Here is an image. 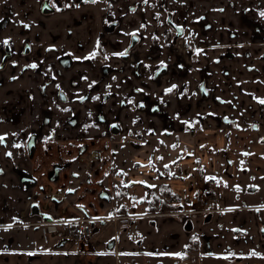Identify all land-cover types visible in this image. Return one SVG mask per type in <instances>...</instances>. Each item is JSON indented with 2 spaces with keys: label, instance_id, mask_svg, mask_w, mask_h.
<instances>
[{
  "label": "flooded vegetation",
  "instance_id": "obj_1",
  "mask_svg": "<svg viewBox=\"0 0 264 264\" xmlns=\"http://www.w3.org/2000/svg\"><path fill=\"white\" fill-rule=\"evenodd\" d=\"M22 1L26 0H20L21 3ZM114 1L116 0H40L36 4L37 8L29 7L22 12V8L14 6V0L8 8H0V136L4 137L3 143H0V264H200L202 261L197 259H217V264H239L244 261L264 264V105L259 103L260 99H264V16L261 15L264 12V0H258L254 17L248 14L244 17L245 23L253 28L252 35L258 43L255 59L257 63L247 67L254 68L259 73V82H263L262 89L257 93L242 91L240 103L220 94L216 95L213 98L216 112L200 114L193 122L185 124L182 132L173 131L168 127L169 124L159 131L154 126L143 130L140 127L144 120L142 115L132 120L130 125L118 117L109 119L101 107L104 96L93 91L95 86L88 74L81 67H75L77 62L74 54L63 49L66 39L61 34L57 36L51 33L52 41L44 43L46 39L39 22L45 23V16H54V24L62 26L67 22L64 16L70 10L100 3H105L106 9H112ZM92 14L93 12H87L81 16L92 17ZM113 14L111 11L112 17L106 19L100 38L96 40L92 52L96 55L88 60L92 66L102 62L100 64L106 73L110 70V60L114 55L108 48L116 46L105 37V34L113 32L118 25ZM82 17L75 19L74 23L81 26ZM167 22V38L171 40L172 46L191 50L194 59L197 49L205 52L208 47L212 49L223 46L222 38L213 42L198 39L197 32L174 21L170 11L167 12ZM201 24L205 29L212 28V24L204 18L201 19ZM180 30L182 34L178 35ZM6 32L11 34L10 37H4ZM71 33L72 28H68L65 35ZM134 38L136 41L133 43ZM6 39L9 41L7 45L2 43ZM139 40L138 34L132 35L127 46L119 52L126 51L127 54L117 56L137 65L139 60L132 58L136 56L132 51ZM57 43L62 46L60 51L56 49ZM234 45L236 44L226 45L224 59L236 58L232 48ZM219 60L214 61L218 63ZM32 64L36 67H29ZM72 68L74 69L71 71ZM168 70V64H158L153 76L159 77ZM222 72L228 74L229 69L224 68ZM209 73L206 70L196 88L185 89L180 97L194 98L193 100L200 102L214 94L217 86L208 85ZM137 90L135 88L134 93L127 98L130 109L147 114L164 113L160 102L152 101L148 96L137 99ZM176 92L177 88H173L166 93L170 95ZM125 100L120 102L124 107L127 105ZM205 118H214L217 126L218 123L223 124L219 127H247L256 133L260 148L258 160L262 162L263 170L259 173V169L252 168L244 159L245 165L241 173L242 176H256L255 184L246 183L244 189L248 194H257L261 199L260 203H224L225 185H230V182L226 176L212 172L209 177L216 179H207L205 185L198 186L193 199L188 200L195 208L199 207V199L203 195H212L217 187L222 190V197L212 202L210 211L194 210L192 213L188 212L190 215H182L186 201L182 200L183 196L176 188L180 181H175L182 175L169 169L170 166L164 167L169 164L164 159L165 152L161 150L163 145L165 149L174 151L181 147V143L188 144L186 139L194 135L197 124H202ZM77 127H81V130L76 134ZM88 128L102 132L101 147L96 146L97 143L93 140H86ZM181 133L186 135L182 137ZM71 135L79 140L78 155L71 158L59 157L52 161L49 167H45L41 177L38 172L43 167L44 157L53 154L54 142L65 140ZM167 138L171 140L168 142ZM17 144L20 147H14ZM148 148L152 149L147 158L130 159V151L146 152ZM246 150H243L244 154ZM105 151L106 155L103 153ZM9 152L11 156L7 155ZM158 152L162 153L158 156V162L164 168L161 171L152 164L153 159H150ZM39 153L40 159L37 156ZM247 156L244 155L243 158ZM160 157L163 159H159ZM176 160L175 157L172 161ZM202 161V157L196 156V168L199 171H203ZM72 166L79 168L80 172L70 171ZM191 166L186 174L190 176V180H193L192 177L195 180V167L192 163ZM103 167H107V175L101 174ZM141 167L159 170L158 176L165 179L155 188L148 187L153 183L139 180L145 182L143 189L150 192L160 188L169 192V197L168 193H164L165 197H160L162 204L169 203L177 207L176 211L162 212L159 215L180 219L184 229L191 233L184 249L176 251L170 245L166 252L156 251L157 257L154 260L148 248H120V245L125 244L122 234L131 242L142 246L143 236L136 227L140 219L146 217L150 225H157L158 214L145 209L134 212L126 203L128 201H123L128 196L135 198L136 195L132 186L133 177L127 173ZM68 177L80 181L78 185L83 186L86 194L81 196L82 203L74 200L77 189L71 187L73 183L61 182L62 178ZM235 185L237 183L231 182L230 187ZM118 192L121 194L117 195ZM87 195L89 199L86 205L84 199ZM139 198L138 202H144L146 208L147 200L141 196ZM189 220L193 227L187 230L185 224ZM78 222L83 224V242L87 244H77L76 236L69 235L65 230L67 226ZM108 222L115 226V231L99 245V235ZM178 235L179 231L171 233L173 238ZM253 252L257 255H252ZM174 253L182 255H170Z\"/></svg>",
  "mask_w": 264,
  "mask_h": 264
},
{
  "label": "crops",
  "instance_id": "obj_2",
  "mask_svg": "<svg viewBox=\"0 0 264 264\" xmlns=\"http://www.w3.org/2000/svg\"><path fill=\"white\" fill-rule=\"evenodd\" d=\"M13 1L0 0V8H8L7 6ZM39 1L26 0L21 3L20 0H15L14 6L22 8L23 12L29 7L35 6L37 8L36 4ZM114 2L112 9H106L105 3H100L97 5L87 4L84 8L70 10L65 14L64 17L67 22L62 26L55 25V17L50 15L44 17L45 23L39 22L41 24L40 30L44 34V39H46L44 43L52 41V34L57 36L61 34L66 39V45L63 49L74 54L77 62L75 67H81L88 74V78L95 86L93 91L102 97L104 96L101 107L109 119L118 117L125 121V124L130 125L132 120L142 115L144 120L143 125L140 127L143 130L154 126L156 127L155 130L159 131L166 124H169L168 127L173 131L182 132L185 124H190L200 114L206 112L208 115L215 111L213 98L216 95L220 94L224 98L240 103L243 96L242 91L257 93L262 89L261 84L263 82H259V73L256 72V69L247 67L257 63L255 59H257L256 48L258 43L253 38V28L244 21L247 14L251 17L255 16L254 8H257L258 0H148L147 4L144 3V0H116ZM111 11L114 12L113 15L118 20V25L115 26L113 32L105 34L106 38L116 44V46L108 48L111 49V53L114 55L110 60V70L106 73L100 64L102 62L92 66L88 61L89 59L83 60V58L90 56L94 51L96 40L100 38L104 22L108 17H112L110 15ZM168 11L172 14L174 21L185 28L196 31L198 39L213 42L218 38H222L223 46L212 49L208 47L205 52L197 53L195 59L191 50L172 46L171 40L167 38ZM87 12H93L92 17L81 16ZM81 17L83 22L81 26H78L74 23V20ZM203 18L206 22L209 21L212 24V28H203L201 24ZM68 28H72V33L65 35ZM132 33L138 34L140 39L132 51L136 54L132 58H137L139 65H134L131 61L122 60L117 56V53L129 43ZM10 35L6 32L4 37H10ZM231 43L236 44L232 47L236 53V58L224 59L225 47ZM56 49L60 51L62 46L57 43ZM216 59H220L218 63H215L214 60ZM161 63L168 64L169 70L163 75H159V77H154V70ZM224 68L229 69L228 74L222 72ZM206 70L210 72L207 77L208 85L217 86L216 92L200 102L196 99L193 100L194 98H181V93L185 89L192 90L196 88L195 86L203 78V73ZM173 85H176L177 92L167 94L166 89ZM135 88L140 90L135 95L137 99L148 96L152 101L160 102L164 113L147 114V112L130 109L127 98L134 93ZM234 93L237 95L234 96ZM106 94H109L108 97H105ZM123 99H126L125 102L127 101L125 107L120 103ZM206 121L205 118L203 122ZM218 124L219 126L223 125ZM80 130L81 127L75 128V133H79ZM134 130H137V127H134ZM101 133L98 129L88 128L86 140H93L97 143L96 146L101 147L103 141L100 138ZM78 144L79 140L72 135L66 137L65 140L54 142L53 154L44 157L45 162L38 174L42 177L45 167H49L52 161L59 159V157L71 158L77 156ZM103 153L106 155L107 151ZM40 154L37 155L38 159L41 157ZM72 170L80 172V169L74 166L70 168V171ZM107 172V167H103L101 174L104 175ZM178 174L182 177L180 179L176 178L175 181L177 182L191 179L186 172L178 171ZM132 179L134 182L143 180L141 178L135 179V177ZM192 179L194 180V177ZM163 180L165 179L161 178L158 183L153 184L156 187ZM170 181L174 182V180ZM61 182H72L71 187L77 189L74 200L82 203L81 196L86 192H84L83 186L78 185L80 181L68 177L62 178ZM137 185L145 184L133 183L132 186L136 187ZM90 198L94 199V196ZM87 199H89L88 195L84 199L85 204ZM141 204L144 205V202ZM91 209L94 210V207ZM156 221L157 225L153 227L149 224L148 219L144 217L137 224L136 227L143 236L142 246L136 245L128 240L129 238L125 234H122V241L125 244L120 245V248H148L149 252L152 253V260L157 257L155 256L156 251L166 252L170 249V245L174 246L173 249L176 251L184 249L188 240L187 237L191 233L184 229L183 222L180 219L175 220L170 216L162 215H157ZM174 231H179L176 238L171 236Z\"/></svg>",
  "mask_w": 264,
  "mask_h": 264
},
{
  "label": "rangeland",
  "instance_id": "obj_3",
  "mask_svg": "<svg viewBox=\"0 0 264 264\" xmlns=\"http://www.w3.org/2000/svg\"><path fill=\"white\" fill-rule=\"evenodd\" d=\"M215 119L211 118L210 120H207L206 122L198 123L197 127L194 129V135H190V139H186V142L188 144L184 145V143H181V147L177 150H170L165 149L164 145L162 146V150L166 154L164 156V159L167 160L169 164V169L175 170V171H181L186 172L187 169L189 170L192 165H194L195 169L194 172L196 173L195 180H180L178 184H176V188L178 191L183 195V201H186L184 204V207L182 210L184 213L182 215H190L188 212H193L194 210H199L201 208L202 199L203 196L199 199V207L195 208V205H192L188 198L193 199V196H195V191L198 189V186L205 185V182L207 181V177H209V173H216L218 175L226 176L229 180V184L231 185V182L237 183V185L230 187V185H227L225 187V198H223V202H233V203H239V204H250V203H260L261 199L258 198V195L255 193L248 194V192L244 189V184L246 183H254L256 181L255 178L248 177V176H242V167L246 164H251V167L254 169H259V173L262 168V162L258 160V152L260 150L259 143L256 140V133L252 131L251 128L247 127H219L214 124ZM162 135V134H161ZM182 137L186 135V133L180 134ZM164 136V135H162ZM168 142L171 140L167 138ZM156 148L158 146L156 145ZM152 149V148H151ZM151 149H147L146 152L143 151H130L129 157L132 160L135 159H144L147 158L146 156L150 152ZM244 149H247L245 152L247 153V157L243 158ZM169 152V153H167ZM140 155V157L138 155ZM162 154L161 152H158L157 155L150 157V159H153L152 164H155V166H158L160 171L163 168L161 164L158 162V156ZM169 154V155H167ZM196 156L202 157L204 162V167L202 168L203 171H199V169L196 168ZM177 158L176 163L173 164L172 160L173 158ZM231 161V162H230ZM153 168L150 167H141V168H134L127 173L130 177H135V179H143L144 181H147L149 183H158V180L161 179L160 176H158L159 170L153 171ZM257 174V173H256ZM126 177H129L127 176ZM152 175V176H151ZM260 178V177H259ZM198 183V184H197ZM236 186H239V190H237ZM144 185H137L133 188V190L136 192L135 199L134 197L128 196L127 198H124L123 201L126 202L131 209L134 212H140L144 211H152L156 215L162 212H172L176 211L177 207L175 205H171L168 203L167 200H165L168 204L163 205L162 199H160L161 196H164L168 193V197L170 195L169 192L164 191L160 188L151 190L148 192V190L145 191ZM250 193V192H249ZM145 194V195H144ZM144 195V196H143ZM145 198L147 201L146 208H144V205L141 204L139 197ZM200 196V194L198 195ZM230 199V200H229ZM115 226L108 222V225L99 235V245H102L105 238L108 237V235L111 232L115 231ZM197 261H202L204 264H217V259H197ZM202 262H199L200 264H203ZM239 264H253L249 263V261H244L243 263Z\"/></svg>",
  "mask_w": 264,
  "mask_h": 264
},
{
  "label": "built area",
  "instance_id": "obj_4",
  "mask_svg": "<svg viewBox=\"0 0 264 264\" xmlns=\"http://www.w3.org/2000/svg\"><path fill=\"white\" fill-rule=\"evenodd\" d=\"M222 197V190L219 189V187L214 190L212 195H204L202 199V204L200 211L201 212H206L210 211L211 209V204L213 201H217ZM69 235H75L76 236V241L77 244L81 245L83 243L87 244L85 241V234L83 230V224L78 222L76 224H72L70 226H67L65 229Z\"/></svg>",
  "mask_w": 264,
  "mask_h": 264
},
{
  "label": "snow or ice",
  "instance_id": "obj_5",
  "mask_svg": "<svg viewBox=\"0 0 264 264\" xmlns=\"http://www.w3.org/2000/svg\"><path fill=\"white\" fill-rule=\"evenodd\" d=\"M92 2H96V0H92ZM144 3L147 4L148 3V0H144ZM45 7H47V5H45ZM261 15L264 16V12H262ZM142 27H143V25H142ZM132 35L135 36L136 34L135 33H132ZM2 43L5 44V45H7V44H9V41L6 39V40L2 41ZM196 51H197V53H200L203 50L202 49H197ZM126 54H127V52L125 51V52L118 53L117 55L124 56ZM95 55H96V53H92L90 56L85 57L84 59H91ZM29 67L35 68L36 65L35 64H32V65H29ZM175 87H176V85H173L172 88L166 89V92H171L173 90V88H175ZM137 91H140V90L138 89ZM259 103L262 104V105H264V99H260L259 100ZM185 123H187V122H185ZM253 127H255V125H253ZM3 141H4V137L3 136H0V143H3ZM14 147H20V145L17 144V145H14ZM173 147H176V145H173ZM7 155L11 156V153L9 152V153H7ZM245 155H247V153H245ZM159 159L162 160L163 158L160 157ZM172 163L175 164L176 161H173ZM150 164H151V162H150ZM164 167L165 168H168L169 165L165 164ZM105 175H107V173ZM206 179H208V180H215L216 178L215 177H207ZM134 183H142L143 184L145 182L138 181V182H134ZM125 186H127V185H125ZM225 186H227V185H225ZM148 187H155V185H148ZM236 188H237V190H239V186H236ZM69 191H72V190H69ZM120 194L121 193H119V192L117 193V195H120ZM133 199H135V198H133ZM97 219H99V218H97ZM170 255L181 256L182 254L181 253H174V254H170ZM252 255H257V253L253 252Z\"/></svg>",
  "mask_w": 264,
  "mask_h": 264
},
{
  "label": "water",
  "instance_id": "obj_6",
  "mask_svg": "<svg viewBox=\"0 0 264 264\" xmlns=\"http://www.w3.org/2000/svg\"><path fill=\"white\" fill-rule=\"evenodd\" d=\"M48 10H50L49 8H48ZM180 34H182V30H180L179 32H178V35H180ZM136 41V39L134 38V40H133V43ZM191 220H189L186 224H185V228L187 229V230H190V229H192V227H193V225H191L192 223L190 222Z\"/></svg>",
  "mask_w": 264,
  "mask_h": 264
}]
</instances>
